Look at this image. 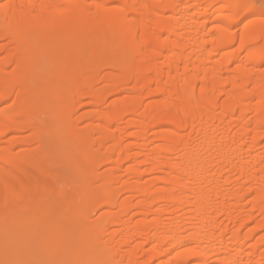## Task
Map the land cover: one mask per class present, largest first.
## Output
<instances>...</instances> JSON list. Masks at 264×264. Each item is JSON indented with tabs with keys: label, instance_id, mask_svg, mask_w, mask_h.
<instances>
[{
	"label": "bare ground",
	"instance_id": "1",
	"mask_svg": "<svg viewBox=\"0 0 264 264\" xmlns=\"http://www.w3.org/2000/svg\"><path fill=\"white\" fill-rule=\"evenodd\" d=\"M224 3L0 0V259L264 264V21ZM54 115L79 190L45 160ZM45 213L57 237L13 235Z\"/></svg>",
	"mask_w": 264,
	"mask_h": 264
},
{
	"label": "rangeland",
	"instance_id": "2",
	"mask_svg": "<svg viewBox=\"0 0 264 264\" xmlns=\"http://www.w3.org/2000/svg\"><path fill=\"white\" fill-rule=\"evenodd\" d=\"M253 18H259V16H249V18L245 21H243L239 26H235L233 27L234 29H237V33L240 32V27L241 25H243L245 22L249 21V20H253ZM212 24H215V22H213ZM4 43L2 40H0V45ZM238 47V43H236L235 45H233L231 47V49H235ZM245 54V53H244ZM5 55V52L1 51L0 53V58L3 57ZM50 70L51 68H48L47 65H44L41 67L40 72H42L44 75H51L50 74ZM111 71L110 69L108 70H103L101 72V75H105L107 72ZM47 83L50 85H55L58 82L57 81H51L50 79H47ZM117 96H111L108 98L107 102L105 101L101 106H97V105H90L87 104L85 106H82L81 109L77 110L75 115V118L78 115H81V113H84V111H88V110H96L98 108H105L107 107L110 102L115 99ZM155 97V98H153ZM151 97L150 100L153 99H158V97L153 96ZM148 101V100H147ZM8 104H10V102L7 103H3L2 105H0V108L7 106ZM54 121H53V131L55 132L53 139L51 140L52 137L48 136L47 138V142L45 144V148L48 151L47 152V158H45L47 164L49 165V167L51 168L52 172L56 175L57 180H58V184L60 187L62 188H67L69 190H71L72 188H76V189H81V187H83V180H84V175L82 174V170H81V162H80V157L70 153V151H68V146H72L73 149H76L77 145H80V143L74 139V138H65V136L63 135V132L61 130V127L59 126V124L57 123V118L56 115H54ZM87 122V121H86ZM25 134V133H24ZM23 134V135H24ZM11 135L9 134L6 138H9ZM29 146V145H28ZM27 146V147H28ZM35 145H30L29 147H34ZM28 147V148H29ZM262 148V147H261ZM260 149V148H259ZM106 167L102 168V170H105ZM57 199L56 195H52L50 197V200H55ZM50 214L45 213L42 216H40L39 218H35V219H21V223L23 224H29L26 227H22V228H18L17 230H15L16 233H14L13 235H16V237L18 236H23L25 237L28 234H31L33 236H39V237H44L45 233L49 232V228H50V224H51V218L49 216ZM100 216V212H96L92 215V217L94 219L99 218ZM33 220V221H32ZM1 223V222H0ZM77 225H73L72 226V230H74V228H76ZM9 230H12L11 225H7ZM1 228V225H0ZM61 228L59 227V225L55 224V229L54 231H52L50 233V235L48 237H57V235H55V232H60ZM263 231H261V233H263ZM260 233V234H261ZM63 244H65L64 242H57V240L53 241L51 245V251H53L54 255H56L58 253L59 250H62L63 248ZM66 257H69L68 255H66Z\"/></svg>",
	"mask_w": 264,
	"mask_h": 264
},
{
	"label": "snow or ice",
	"instance_id": "3",
	"mask_svg": "<svg viewBox=\"0 0 264 264\" xmlns=\"http://www.w3.org/2000/svg\"><path fill=\"white\" fill-rule=\"evenodd\" d=\"M230 14L229 18L240 19L241 22L247 20L249 16H259L264 21V0H225L223 5ZM56 220L54 219L49 228V232L45 233L44 238L50 235L55 229ZM26 259H0V264H73V261L50 253L42 244H26Z\"/></svg>",
	"mask_w": 264,
	"mask_h": 264
}]
</instances>
